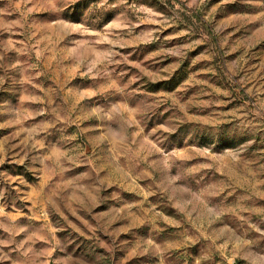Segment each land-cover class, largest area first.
Returning <instances> with one entry per match:
<instances>
[{
    "label": "rangeland",
    "instance_id": "rangeland-1",
    "mask_svg": "<svg viewBox=\"0 0 264 264\" xmlns=\"http://www.w3.org/2000/svg\"><path fill=\"white\" fill-rule=\"evenodd\" d=\"M0 264H264V0H0Z\"/></svg>",
    "mask_w": 264,
    "mask_h": 264
}]
</instances>
